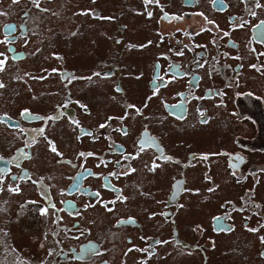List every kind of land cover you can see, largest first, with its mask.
<instances>
[{"label": "flooded vegetation", "instance_id": "af4514ba", "mask_svg": "<svg viewBox=\"0 0 264 264\" xmlns=\"http://www.w3.org/2000/svg\"><path fill=\"white\" fill-rule=\"evenodd\" d=\"M256 2L0 0V264H264Z\"/></svg>", "mask_w": 264, "mask_h": 264}, {"label": "snow or ice", "instance_id": "6c2138e0", "mask_svg": "<svg viewBox=\"0 0 264 264\" xmlns=\"http://www.w3.org/2000/svg\"><path fill=\"white\" fill-rule=\"evenodd\" d=\"M14 2H16V0H14ZM145 2H146V4L147 3H152L153 2V0H145ZM155 2H157L158 3V0H155ZM214 2H215V0H214ZM220 2H222V0H220ZM33 3H36V0H33ZM38 6V5H37ZM255 6L256 7H260L261 5L258 3V0H257V2H256V4H255ZM86 14V13H85ZM149 15H151V13H149ZM202 15V14H201ZM253 15H255V13L253 12ZM178 19H182V17H179ZM262 24H264V22H261ZM239 27H243V24H240V25H238ZM257 27L259 28L260 27V25H257ZM225 35H228V33H225ZM253 51H254V49H253ZM179 54H182V53H179ZM0 55H3V54H0ZM262 55H264V53H262ZM239 57H237V59H238ZM4 63H5V61H3V60H0V70H3V65H4ZM252 67H254V68H256L257 66L256 65H252ZM257 70L259 71L260 69L259 68H257ZM96 75H100L99 73H96ZM157 79H159V77L157 78ZM4 85L2 84V83H0V87H3ZM154 94H155V92H154ZM129 107H134V106H129ZM137 112H139V109H137ZM21 115L23 116V115H30V113H28V110H24V112H22L21 113ZM201 115L203 116V113H201ZM47 119H56V117H48ZM202 122L203 123H206L207 122V119H203L202 120ZM105 125H101V127H104ZM83 131V130H82ZM143 146L144 145H141V149H143ZM51 150L53 151V152H56L57 150H56V148L55 147H52L51 148ZM81 155H84V154H81ZM88 155H91V154H88ZM204 159H207V157L205 156V157H203ZM236 159H239V160H242L243 158L242 157H237ZM232 167H237V165H231ZM152 170H154V169H152ZM132 171H134V169H132ZM233 174H235V173H233ZM112 175H116L115 173H113ZM0 190H2V189H0ZM213 189H209V191H212ZM9 191H18V188H12L11 186L9 187ZM257 207H259V205H256ZM109 211H111V209H108ZM44 211H46V210H44ZM216 219H220L219 217L218 218H216ZM261 227H264V225H261ZM259 229L258 228H256V229H249V231H253V232H255V231H258ZM261 239V242L262 243H264V237H261L260 238ZM130 251H131V249H130ZM142 251H147V249H144V250H142ZM262 255H264V253H262Z\"/></svg>", "mask_w": 264, "mask_h": 264}, {"label": "rangeland", "instance_id": "374dc122", "mask_svg": "<svg viewBox=\"0 0 264 264\" xmlns=\"http://www.w3.org/2000/svg\"><path fill=\"white\" fill-rule=\"evenodd\" d=\"M73 48H78L79 46H78V39H74V41H73ZM19 100V99H18ZM20 101H25V99H20ZM24 102H22V104H23ZM12 136H13V134H12ZM45 160H47V158H44L40 163H39V165L42 167V168H44L45 170H46V168L48 167V165H47V162H44ZM53 168V167H52ZM41 169V168H40ZM39 169V170H40ZM5 183L7 186H8V184L9 183H11L10 182V180H8V181H4V180H2V179H0V184H2V183ZM9 187V186H8ZM4 192L2 193V195L0 196V198H5V200L3 201V202H8V201H11L12 200V196L13 195H11L7 190H6V187H5V189L3 190ZM57 193H58V191H57ZM35 198H38V195H35ZM196 200V199H195ZM197 201V200H196ZM229 240H227V247L229 246ZM222 246H224V245H220V247H222ZM221 251H220V248L219 249H216V254L215 255H218L219 257H222L224 260H225V258L227 257L228 258V261H229V258H230V255H224V254H222V253H220ZM236 257H237V255L235 254L233 257H231V261H235L236 260ZM238 261V260H237ZM237 261H236V263H237ZM224 264H231L230 262L229 263H227V262H224Z\"/></svg>", "mask_w": 264, "mask_h": 264}]
</instances>
